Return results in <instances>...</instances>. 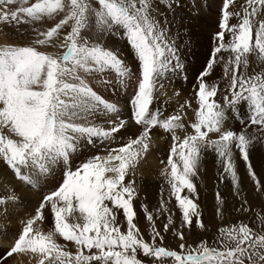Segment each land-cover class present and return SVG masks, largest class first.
I'll return each mask as SVG.
<instances>
[{"label":"snow or ice","instance_id":"obj_1","mask_svg":"<svg viewBox=\"0 0 264 264\" xmlns=\"http://www.w3.org/2000/svg\"><path fill=\"white\" fill-rule=\"evenodd\" d=\"M234 3L224 0L220 31L215 34L218 44L197 78L198 108L194 119L187 121L183 111L162 117L161 111L152 107L158 89L163 88L160 81L165 73L183 67L179 49L153 14V0H0L2 24L55 21L44 31L33 29L35 38L28 45H0V159L30 186L53 174L57 167L65 170L66 177L58 190L45 196L36 214L23 222L6 256L25 255L29 264L32 260L35 264H144L138 253L157 261L171 258L173 264H264V233L243 222L220 229L221 236L232 242L222 248L209 247L202 240L186 249L184 234L177 231L182 241L179 252L157 245V238L162 242L164 237L155 229L151 213L147 214V220L153 222L151 242L134 223L136 188L131 177L149 150L153 129H163L172 136L168 167L162 175L182 211L181 227L190 228L194 217L199 228L205 227L193 178L206 152L217 155L223 172L238 189L240 177L233 152L237 149L258 190L264 187L250 161L257 138L247 132L252 125L264 129V69L248 73L249 56L264 62V0H245L242 13L229 10ZM233 18L236 23H230ZM93 29L96 39L89 38ZM120 30L140 62V78L131 103L133 121L142 131L127 144L108 148L106 155L92 156L73 170L72 157L86 145L111 141L126 127L119 106L104 99L90 83L96 76L103 79L108 71L122 85L131 79V69L119 52L99 42L100 34ZM43 46L65 50L57 55L40 50ZM222 51L232 54L224 64L225 75L231 76L230 98L224 97V105L215 99L218 85L205 79L223 60L217 58ZM184 107L181 105L182 110ZM110 115L113 118L105 121L108 127L93 122L97 116ZM230 118L241 123L239 132L226 127ZM181 131L186 133L183 137L178 134ZM185 190L187 194L181 195ZM16 199L13 190L0 197V205ZM48 205L54 226L45 232L38 222L44 220ZM121 211L126 231L117 222ZM258 219L264 224V217ZM168 220L165 232L172 224L171 216ZM59 238L72 242L76 251L67 250Z\"/></svg>","mask_w":264,"mask_h":264},{"label":"rangeland","instance_id":"obj_2","mask_svg":"<svg viewBox=\"0 0 264 264\" xmlns=\"http://www.w3.org/2000/svg\"><path fill=\"white\" fill-rule=\"evenodd\" d=\"M31 2H33V0H30V3ZM244 2L245 0H235V3L232 6H230L229 10L242 13V5L244 4ZM223 3H224V0H153V7L155 9L153 14L167 28L169 39L174 41L177 48L179 49L180 62L183 65L181 69H176L174 71L170 70L169 72L165 73L164 77L160 81V83L163 84V88L158 89L156 93V99L152 107L153 109H159L162 113V117H168L169 115L181 113V111H183L185 119L187 118L186 113L188 114V112L190 115V119L191 120L194 119L193 113L198 108V102L196 99V91L198 89L195 87L198 84L197 78L200 76L202 72L205 71L208 62L213 55V50L218 44V41L215 38V34L220 31L219 24L221 23V20H222ZM170 4L171 6H169ZM18 6L19 5H13L12 7L15 8ZM59 18L60 17H57L56 21H58ZM54 22L55 21L53 20L46 19L45 21H42L37 26L32 25V24L31 25L30 24H25V25L20 24L19 26H16V25L9 26V25L0 23V45H5V44L28 45L31 43L30 41L33 40L32 38H35V33L33 29L38 28L40 31H44L48 27H51ZM236 22L237 21L235 18H233L230 21V23H236ZM18 30L20 31V34H17ZM100 35L102 36V39H100L99 42L103 44L106 48L118 51L120 57L124 60L127 66L131 69V71H134V74H136L135 76L140 78V72H141L140 62L135 54L134 49L130 46L129 42L124 37L122 30L116 31L114 34L103 33ZM89 38L90 39L97 38V34L94 29L91 33H89ZM21 41L24 43H22ZM40 50L60 55L63 53L65 49H61L57 47H50V46H43V47H40ZM231 55L232 54L227 51H222L221 53L217 54L218 60L220 57H223V60H220L219 63H217L214 66L211 74L205 78L209 84L218 85V93L215 99L221 105L225 104L224 97L226 95H228L230 98L229 86H230L231 76L230 74L225 75L224 64L228 61ZM262 69H264V62L258 61L255 55L249 56V68H248L249 75L254 74V70L255 72H259ZM105 74L107 78L114 77V76L116 77V75L111 71H108V73L106 72ZM167 87L170 92L167 90ZM162 91H165V92H162ZM132 99L129 97L128 98L126 97V101L119 100L117 103H115L118 106H120L119 109H121L122 111L121 113H119L120 118L123 120H125L124 118H126L125 121H127L128 123L126 124L127 129H129V127L130 128L134 127L129 130L130 134L124 131H120L119 133L116 134L115 138L111 141H106L103 144L98 141H94L92 145H86L83 150V153H85V155L82 153L80 154L78 152L77 154L73 156L75 165L77 164L75 166V169L78 166L82 165V163H84L89 158V156L92 157L95 155H101V156L106 155L107 151H104V149L106 150L110 148V146H113V148H118L120 146H123L127 144L129 140L135 139L141 133L142 127L139 126L140 127L139 128L138 125L135 124L133 121V117H132L133 108L131 106ZM189 103L191 104L190 107L188 106ZM181 104L185 106L183 110L181 109ZM240 112L242 115L244 114L243 104L240 105ZM121 115L123 116V118ZM228 115L229 117H231L232 115L231 110H229ZM104 117L105 116H97L94 119L95 121L93 122L98 123L100 121L98 124H101V125L103 124L105 127H108L109 125L104 124L106 121ZM111 118L112 117H109V119ZM245 121L247 123V116H245ZM126 127H125V130H126ZM226 127H229L232 130L239 132L242 128V125L238 120L230 118L226 124ZM131 130L135 132L133 133V131ZM247 132L257 138L254 142V146L252 147L254 148L252 149L253 151H255L254 153H256V151H258L259 148H261L264 151V142H262L264 141V129H262L261 126L252 125L247 128ZM178 134L181 137L184 136L183 131L179 132ZM150 135H151L150 143L152 144L156 143V145L158 144V146H156L155 144L154 145L150 144V147L157 149V147L163 144L161 146L162 151L163 152L165 151V153H170V149L173 144L172 136L170 133L165 132L163 129L157 128V129H153ZM212 138H215V136H213ZM160 141L161 143H159ZM150 147L149 149H151ZM86 154H89V156ZM146 155L147 154H145L144 156ZM0 160H1L0 168L2 169L3 167V171L1 169L0 171L3 172V175H5V173L7 175V173H9L12 169L8 167L2 159ZM163 161L164 159H160L161 163ZM250 161L253 165V170L256 173V179L260 181L261 185H264V163L262 166L263 161L260 159L259 154L257 153L256 155L250 156ZM243 165H245L244 161H243ZM4 166H7V168ZM245 170H246L245 171L246 173H243L244 180H240V182L242 183L241 187H239L234 193L228 194L229 196L224 195L222 192L221 194L219 193V190L216 185L219 182L218 180H215L214 176L210 177V173H207L208 180L211 178L214 181L213 185H209L206 183L207 177L205 176H196L193 178V182L195 183L196 188H197L196 203L198 204L199 211L201 213L200 220L203 222L205 227L204 229L199 228L196 223V218L195 217L193 218V224L190 227V230H192L191 233H194V234L190 236L188 239L189 242L187 244H189V246L195 247L202 240L207 241L209 247L222 248V246L225 243H228L229 245H231L232 244L231 241H227L226 237L221 236L220 229L233 226V225H238L241 222L248 224L252 228L254 227L253 229L254 230L256 229L255 231L257 233H264V228L262 227V225H260L261 221L257 217V215H259L258 212L261 210L254 211V214L252 215H250L251 210H249V208H253V206H250L252 198L255 195L254 200L257 199L258 191L262 190V188L264 187H260L258 190L255 180L253 179L251 175H249L247 168H245ZM2 172L0 173V188H1L0 190L2 191V192L0 191V195H1L0 197H7L9 195V189L11 188H13L14 191L18 193L19 195L18 194L16 195V193H14L16 197L18 196V199L14 200L15 202L14 204H12L11 206L12 208L9 207L8 205V203L11 200L7 202V205H0L1 207L0 208V232L3 233L4 235L8 233V235L11 236L12 239L15 238L14 240H16L19 234L21 233L22 227L24 226L23 222L32 218L36 214L35 210H37L38 206L44 200L45 196L49 195V193L51 194L55 190H58L60 185L63 183L64 179L66 178L65 171L63 168L61 169V167L60 168L57 167L54 171V174H51L50 176L47 175L46 177H43V178L40 177L38 180V184H36L35 186H30L26 183L27 186H25L26 188L24 189L20 187L19 184L11 183V182L8 184L9 185L8 186L4 182L5 181L4 178L7 176L6 175L3 176ZM162 172L163 171L158 172V175L156 173H153L151 176H140L139 171L134 170V175L131 177V179L134 180L135 188H136V196L134 198L133 205H134V209L137 214L136 219L134 220V223L137 224V227L139 226L137 219L142 218V216L145 214L143 210L144 202L156 201L164 193L166 195L171 194L170 185L166 182V177L162 175ZM50 182L51 183L54 182L57 185L53 183L54 187L51 188L52 185ZM126 182H127V178H126ZM137 184L141 185L140 188H138ZM25 191H26V194H25ZM253 192L254 194H251ZM217 193H219L220 195L219 200L217 199ZM141 194H142V197L138 198L137 201L135 202L136 197ZM184 194H187V190L181 193V195H184ZM25 198L27 199V201L25 200ZM22 199H24V201ZM49 207L50 205L46 206L44 209V220L42 222H38L41 228L45 232L52 229L54 226V217ZM14 208L15 210L19 209L21 212L17 211L18 212L17 213L14 210ZM4 209H6V211ZM25 209L28 210L27 213ZM221 209L222 210L228 209L229 212L231 211V213H227L226 215H224ZM13 211L14 213H12ZM123 216L124 215L122 211L119 212L117 215V222L120 225L122 231H124L122 228L126 227V221L123 220ZM179 218L180 220H183L182 211L180 212ZM216 219L220 222H217ZM19 220L20 221L23 220L22 225L21 223H19L20 222ZM213 221L217 223L216 229L211 228L209 224V223L213 224ZM10 229L13 231H11ZM177 231H178L177 228H174L172 230L171 232L172 238H175V233ZM151 236H152V233H151ZM148 241L151 242V240H148ZM59 242L62 245L66 244L67 250L72 251V252L76 251L75 245L72 242H65L62 238H59ZM156 243L158 246H163L170 250H176L178 252L181 251L177 243H182V241L179 242V240L174 241L172 244L171 242H161L159 238H157ZM12 246L13 245L10 243H2V244L0 243V250H1L0 258L3 259ZM26 258L28 260H26ZM138 258H140L144 262V264H173V261L171 258H161V260L157 261L154 259L144 257L142 253H138ZM13 259L15 262L11 261L12 263L10 264H13V263L14 264H29V258L22 254L20 255L14 254L12 256V260ZM34 263H35V260H32L31 264H34ZM245 264H247V261H245Z\"/></svg>","mask_w":264,"mask_h":264},{"label":"bare ground","instance_id":"obj_3","mask_svg":"<svg viewBox=\"0 0 264 264\" xmlns=\"http://www.w3.org/2000/svg\"><path fill=\"white\" fill-rule=\"evenodd\" d=\"M194 15V14H193ZM198 16V15H197ZM200 19V18H199ZM198 19V20H199ZM174 20V19H172ZM197 20V21H198ZM201 20V19H200ZM199 20V21H200ZM174 22V21H173ZM41 22H37V23H34L32 25H39ZM173 24V23H172ZM178 24V23H177ZM21 25H25V24H21ZM17 34H20V31L18 30V33ZM2 36V35H1ZM34 39V38H32ZM33 40H31L30 42H32ZM22 42V41H21ZM24 43V42H22ZM108 73V72H107ZM132 73V76H131V79L128 81L127 84H119V80L117 78V76L115 77H109L107 78L106 74H103V79H101L99 76H96L94 78L91 79L90 83L92 85V87L94 88L95 91H97V93L99 95H101L104 99L106 100H110L112 101L113 103H117L119 100H125L126 101V97L128 98H133L136 91H137V84H138V80H139V77H136L134 74V71H131ZM136 73V72H135ZM176 89V88H175ZM167 90H168V87H167ZM166 90V91H167ZM174 90V89H173ZM169 91V90H168ZM167 91V92H168ZM175 91V90H174ZM173 91V92H174ZM162 92H165V91H162ZM170 92V91H169ZM161 95V94H160ZM161 97V96H160ZM183 98V97H182ZM130 100V99H129ZM161 101V100H160ZM128 103V102H127ZM123 104V103H122ZM182 105V104H181ZM125 106V105H124ZM132 106V105H131ZM130 106V107H131ZM120 107V106H119ZM129 107V108H130ZM130 110V109H129ZM121 109H120V113H121ZM194 114V113H193ZM187 115V118L186 120L187 121H192L190 119V115H189V112L188 114L186 113ZM120 116V114H119ZM122 116V115H121ZM126 116V114H125ZM124 116V117H125ZM109 117H112L111 115L108 116V117H104L105 120H108ZM113 118V117H112ZM123 118V116H122ZM126 120V118H124ZM132 120V119H131ZM95 121V120H94ZM98 122V121H97ZM100 122V121H99ZM98 122V123H99ZM133 122V121H131ZM104 123V122H103ZM105 124V123H104ZM128 124V123H127ZM103 125V124H102ZM131 125V124H130ZM137 126V125H135ZM139 127V126H138ZM134 128V127H132ZM129 127V129H127L126 127V130L125 128L122 129L121 131H124L126 133H129V130L132 129ZM140 128V127H139ZM136 130V129H135ZM133 131V130H131ZM130 131V132H131ZM135 131H133L134 133ZM187 132L188 133H191L192 130L190 128L187 129ZM123 133V132H122ZM139 133V132H138ZM130 134V133H129ZM132 134V133H131ZM186 133L184 132V135ZM127 135V134H126ZM136 135V134H135ZM131 136V135H130ZM213 136H215V134H210V137L212 138ZM155 142V141H154ZM153 142V143H154ZM161 143V141L159 142ZM98 144V143H97ZM103 144V143H102ZM152 144V143H150ZM156 145V143H154ZM152 144V145H154ZM109 145V144H108ZM160 145V144H159ZM163 144H161L162 146ZM110 146V145H109ZM158 146V144L156 145ZM159 146L157 147V149H154L153 147H150L151 149L148 150V153H146L147 155L146 156H143L140 160H139V163L137 164L136 166V169L137 171H139V174L140 176H151L153 173H156L158 175V172L160 171H164V169L166 167H168L167 165V161L169 159V155L170 153H165V151L163 152L162 151V147ZM168 146V145H167ZM172 147V146H171ZM106 148V147H105ZM110 148H113V146H110ZM99 149V148H98ZM104 149V148H103ZM252 149L254 148H251L250 150V156L252 155H256L257 153L259 154V157L260 159L263 161L262 162V166H263V163H264V151L259 148V152L256 151V153H254L255 151H253ZM83 150L84 148L82 149V151H80L79 153L81 154H84L83 153ZM87 150V148H86ZM102 150V148H101ZM95 151V149H94ZM93 151V152H94ZM104 151H106L104 149ZM233 152H234V159H235V162H236V165H237V171H238V175L240 177V180H244V177H243V173H246L245 171V168H246V164L243 165V160L240 158V155H239V152L237 149H233ZM87 153V152H86ZM89 156V154H86ZM93 155V154H92ZM91 156H89L90 158ZM77 158V157H76ZM83 158V156H82ZM81 158V159H82ZM88 158V157H87ZM160 159H164V161L161 163L160 162ZM1 161V160H0ZM80 161V160H79ZM2 165V164H1ZM77 165V164H76ZM75 161L72 157V162H71V167L72 169H75ZM7 168V166H4ZM5 168V169H6ZM60 168V167H59ZM1 169V168H0ZM62 169V167H61ZM3 171V167L1 169ZM0 171V173L2 172ZM9 171V170H8ZM7 171V172H8ZM24 171H28V170H24ZM58 171V170H57ZM61 171V170H60ZM65 171V170H64ZM63 172V171H62ZM5 173V172H4ZM207 173H210V177L211 176H214L215 177V180H218L219 183H217V188L219 190V193L221 194V192L226 195V196H229L228 194H232L234 193L237 189H235L233 187V183L231 182V179L230 177H227V175L223 172V165L222 163L220 162L219 158L217 157V155L214 153V152H206L201 160V163H200V167L198 169V173H197V176H205L207 177V180H206V183L209 184V185H213V180L210 178L208 180V175ZM54 174V173H53ZM60 174V173H59ZM2 175H3V172H2ZM6 175V173H5ZM3 175V176H5ZM64 175V174H63ZM7 177L4 178V182L8 185L10 182L11 183H16V184H19L20 187H22L23 189L26 188L25 186H27V184L24 182V181H21L19 180L13 170H11L9 173H7L6 175ZM50 176V175H49ZM60 176V175H59ZM43 178V177H42ZM65 178V177H64ZM52 179V178H51ZM58 179V178H57ZM224 179V181H223ZM41 180V179H40ZM47 180V179H46ZM60 180V179H59ZM2 181V180H1ZM52 181V180H51ZM47 182V181H46ZM41 183V182H40ZM51 183V182H50ZM54 183V182H53ZM53 183H51L52 187L53 188ZM60 183V182H59ZM62 183V182H61ZM138 183V182H136ZM38 184V183H37ZM43 184V183H42ZM56 184V183H54ZM241 182H240V186L241 187ZM14 185V184H13ZM46 185V184H45ZM43 185V186H45ZM57 185V184H56ZM62 185V184H61ZM60 185V186H61ZM138 185V184H137ZM9 186V185H8ZM15 186V185H14ZM18 186V185H17ZM16 186V187H17ZM140 184L138 185V188H140ZM19 187V188H20ZM42 187V186H41ZM10 188V187H9ZM34 188V187H32ZM45 188V187H44ZM1 189V188H0ZM29 189V188H28ZM14 189L11 188L9 189V193L12 192ZM55 190V189H53ZM1 191V190H0ZM19 191V190H18ZM24 191V190H23ZM27 191V190H26ZM26 191H25V194H26ZM43 191V190H41ZM251 191V190H250ZM2 192V191H1ZM8 192V190H7ZM28 192V191H27ZM49 192V191H48ZM14 193H16L14 191ZM30 193V192H29ZM44 193V192H43ZM42 193V194H43ZM18 193H16L17 195ZM48 194V193H47ZM50 194V193H49ZM251 194H254L251 193ZM19 195V194H18ZM30 195V194H29ZM34 195V194H33ZM1 196V195H0ZM47 196V195H46ZM18 197V196H17ZM22 197V196H21ZM40 197V196H39ZM142 197V194L137 196L136 199H135V202L137 201L138 198H141ZM255 197V195H254ZM254 197L252 198L251 200V205L249 203L250 206H253V208H249L250 211V215L254 214V211H259L258 214L260 215H257V217H264V188H262V190H259L258 191V197L257 199L254 200ZM17 200V199H16ZM24 201V199H22ZM25 200L27 201V199L25 198ZM33 201V199H32ZM14 200H11L8 205L9 207L12 206V204H14ZM19 204V203H18ZM248 204V202H247ZM7 205V204H6ZM22 205V204H21ZM32 205V204H30ZM35 205V204H33ZM245 205V204H244ZM18 206V205H17ZM15 207V206H14ZM20 207V206H19ZM240 207V206H239ZM1 208V207H0ZM12 208V207H11ZM26 208V207H25ZM31 208V207H30ZM34 208V207H32ZM37 208V207H36ZM50 208V207H49ZM145 208L147 209V211H145ZM28 209V208H27ZM166 209V210H165ZM15 210V208H14ZM22 210V209H21ZM33 210V209H32ZM143 210H144V215L142 216V218H138V223H139V230L143 236V238L148 241V240H151V233H152V230H153V222H150L147 220V214L148 213H151L153 215V218H154V226H155V229L158 230L161 235L164 237L163 238V241L162 242H171L173 244L174 241L176 240H179V242H181V240L178 238V236L175 234V238H172L171 236V232L174 228H177L178 231H182L183 234H184V243L186 245V249L187 247L189 246V244H187L189 242V237L192 236L194 233H191L192 230H190L189 227H181L182 223H183V220H180L179 218V215H180V212H181V209L179 208V205H178V202L176 201L175 197L172 195V194H162L156 201H146L144 202V205H143ZM222 210V209H221ZM8 211V210H7ZM16 212L20 211L19 209L18 210H15ZM26 213L28 210H26ZM36 211V210H35ZM236 211V210H235ZM15 212V213H16ZM17 212V213H18ZM21 212V211H20ZM23 212V211H22ZM223 214L226 215L227 213H231V211L229 212V210H222ZM14 213V211L12 212ZM221 213V212H220ZM29 214V213H28ZM222 214V215H223ZM2 215V214H1ZM5 215V214H4ZM25 215V214H24ZM249 215V216H250ZM169 216H171V219H172V224L169 226V230L167 232L164 231V225L165 224H168L169 223ZM248 216V217H249ZM255 216V215H254ZM18 218V217H17ZM23 218V217H22ZM255 218V217H254ZM6 219V218H5ZM126 218L123 216V220H125ZM256 219V218H255ZM20 221V220H19ZM17 221V222H19ZM23 221V220H22ZM22 221H20L19 223H21L22 225ZM217 222H220L216 219ZM9 223V222H8ZM7 223V224H8ZM255 223V222H254ZM10 224V223H9ZM18 224V223H17ZM211 228L213 229H216V226H217V223L215 221H213V224L212 223H209ZM256 224V223H255ZM259 225V224H258ZM262 225V227L264 228V224H260ZM252 226V225H251ZM257 226V225H256ZM6 227V226H5ZM260 227V228H262ZM254 228V227H253ZM9 229V228H8ZM124 231H126V227L122 228ZM11 230V229H10ZM15 230V229H14ZM256 230V229H255ZM259 230V229H258ZM8 231V230H7ZM13 231V230H11ZM20 231V230H19ZM4 232V231H3ZM12 234V233H11ZM16 237V236H15ZM15 239V238H14ZM12 239L11 236L7 234H3L0 232V243H10L12 245H14V242L15 240ZM178 245H180L181 243H177ZM175 248V247H173ZM2 249V248H1ZM177 249V247H176ZM1 251V250H0ZM1 253V252H0ZM1 255V254H0ZM20 255V254H19ZM20 257V256H18ZM1 260V259H0ZM21 260V259H20ZM26 260H28L26 258ZM11 261H14V259L12 260V256L11 257H8V256H5L0 264H10L12 263ZM17 261V260H16ZM15 262V261H14ZM34 262V261H33ZM14 264V263H13ZM35 264V263H34Z\"/></svg>","mask_w":264,"mask_h":264}]
</instances>
